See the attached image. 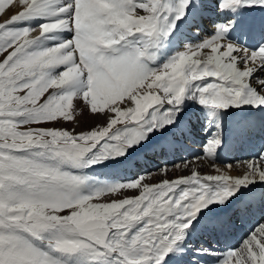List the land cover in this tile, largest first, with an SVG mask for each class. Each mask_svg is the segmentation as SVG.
Segmentation results:
<instances>
[{
    "label": "snow or ice",
    "instance_id": "snow-or-ice-1",
    "mask_svg": "<svg viewBox=\"0 0 264 264\" xmlns=\"http://www.w3.org/2000/svg\"><path fill=\"white\" fill-rule=\"evenodd\" d=\"M12 7L0 264H264V0Z\"/></svg>",
    "mask_w": 264,
    "mask_h": 264
},
{
    "label": "rangeland",
    "instance_id": "rangeland-1",
    "mask_svg": "<svg viewBox=\"0 0 264 264\" xmlns=\"http://www.w3.org/2000/svg\"><path fill=\"white\" fill-rule=\"evenodd\" d=\"M12 11V12H11ZM8 12V11H7ZM9 13H10V15H9ZM15 13V10L13 9L12 10V8H11V10L7 13V16L6 17H10L12 14H14ZM8 18H3V16H1L0 15V21H3V20H7ZM86 113V120H82L81 121V125H80V127H78L77 128V131H79V129H87V128H91V127H93V126H95L97 123H99L100 121H99V117H96V118H92L91 116V114H89L88 112H85ZM78 118H79V116H78ZM81 129V130H82ZM188 151V150H187ZM189 152H192V151H189ZM194 153V152H193ZM151 161V164H149V166H151L152 165V163H156V161H155V159H151V160H149V162Z\"/></svg>",
    "mask_w": 264,
    "mask_h": 264
},
{
    "label": "bare ground",
    "instance_id": "bare-ground-1",
    "mask_svg": "<svg viewBox=\"0 0 264 264\" xmlns=\"http://www.w3.org/2000/svg\"><path fill=\"white\" fill-rule=\"evenodd\" d=\"M13 9L15 10V12L17 11V8L12 7V10H13ZM8 12H9V11H8ZM8 12H6V14L1 15V16H3V18H8V17H6ZM11 12H12V11H11ZM9 15H10V13H9ZM85 112H87V111H85ZM85 112H84L82 115H80L79 118H78V119L80 120V125H81V121H82V120H86V118H85V117H86V113H85ZM91 117H92V118H96V117H94V116H91ZM99 121H100V120H99ZM80 125H79V127H80ZM81 129H82V128H81ZM81 129H79V130H81ZM192 153H193V152L186 151V152H185V155H189V154H192ZM150 162H151V161H150ZM202 163H203V165H204L203 168H202V170H203V171H208V167H207V163H208V162H207V161H204V162H202ZM151 166H153V165H151ZM157 179H158V177H157Z\"/></svg>",
    "mask_w": 264,
    "mask_h": 264
}]
</instances>
